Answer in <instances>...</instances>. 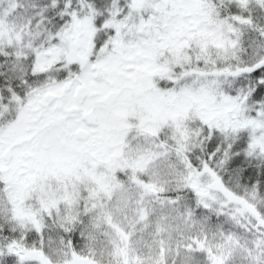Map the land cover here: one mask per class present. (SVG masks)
<instances>
[{
    "label": "snow or ice",
    "instance_id": "obj_1",
    "mask_svg": "<svg viewBox=\"0 0 264 264\" xmlns=\"http://www.w3.org/2000/svg\"><path fill=\"white\" fill-rule=\"evenodd\" d=\"M0 264H264V0H0Z\"/></svg>",
    "mask_w": 264,
    "mask_h": 264
}]
</instances>
